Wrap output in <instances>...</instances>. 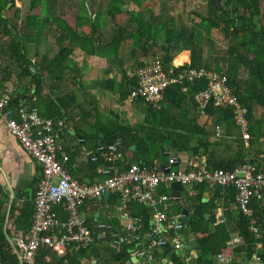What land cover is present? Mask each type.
Here are the masks:
<instances>
[{
    "label": "trees",
    "instance_id": "obj_1",
    "mask_svg": "<svg viewBox=\"0 0 264 264\" xmlns=\"http://www.w3.org/2000/svg\"><path fill=\"white\" fill-rule=\"evenodd\" d=\"M14 1L0 0V56L7 61L0 69V91L3 88L10 89V105L24 103L43 117L69 116L70 105L75 101L74 94L71 92L62 94L56 98V102L51 99L45 100L38 94L42 73L64 74L63 72L67 70L65 61L74 48H79L86 55L99 56L101 50L106 51L101 56H105L106 61L110 63L119 58L120 47L128 44L127 59L131 60L133 68L140 65L142 58H158L164 71L171 69L172 72H177L187 67L222 71L226 76L227 85L245 108L246 123L253 118L256 107L260 108L264 115V9L260 10V3L264 5V0H201L203 12L192 10L191 13L196 16L197 22H194L191 28L182 23L177 24V17L172 13L160 20V13L154 14L152 8L144 4L146 0H105L103 12L112 22L113 29L109 39L103 44L99 42L96 34V15L93 13L74 14V24L71 27L60 16L54 17L52 11L50 13L49 8L43 5V0H19L26 3L24 13H20L19 7L14 6ZM126 2H131L137 9L134 11L122 9ZM5 9L12 10L13 20L4 16L2 10ZM34 9L38 11L32 12ZM118 16H123V19L116 20ZM46 29H50L54 34L56 52L48 58L45 54L38 56L35 51L33 53L35 59L32 61L27 55V45L37 44ZM200 30L206 34L214 30L221 35L226 42L223 56L212 58L203 56L198 44ZM155 46L159 50L158 57L152 50ZM182 50H188L189 61L173 66L174 55ZM180 56L186 59V52H180ZM221 61L224 63L223 69L219 67ZM119 73L121 81L116 93L118 103H122L128 97L134 82L126 76L124 69ZM32 85L35 98L30 101L31 98L28 99L24 95ZM182 87H185V91H181ZM204 87V79L182 81L168 85L162 91L161 99L154 104L133 99L144 106L141 121L134 125L123 123L116 118L102 122L98 117L96 106H92L90 109L95 117L94 122L90 124L92 132H84L77 126L73 127V132L82 135L83 143L88 142L92 150L97 146L98 133L102 134L103 148L117 141L122 153V159L116 164L119 169L132 163L148 169L154 168V163L159 164L157 167H160L166 161V157L160 156L159 146H165L163 152L168 151L170 155L186 153L192 159L202 156L209 168L230 170L245 161L264 172V152L256 151L249 157L243 149L241 137L236 142L231 155L218 157L215 153L214 147L220 143L209 140L210 130L206 128L204 122L196 121L197 113H191V109L198 111L192 102V94ZM65 98L68 100L65 101ZM25 100L29 103L25 104ZM82 111L86 113L90 110ZM202 114L207 119L213 118V125L232 121L229 108H213L209 105ZM258 128H256L257 133ZM247 131L248 148L252 130L247 127ZM71 137L75 140L73 136ZM62 151L66 156L64 165L71 172L67 165L75 163L80 146L75 141L72 147L62 148ZM258 153H263V158H258ZM94 162L96 166L105 165L101 155L96 156ZM77 167L87 173L85 177L88 178V183L93 182L95 178L103 177L96 169L86 170L81 165ZM72 175L81 182V177ZM38 179L39 176L30 180L29 196L22 199L18 205L14 204V198L8 201L7 195L0 197V264H17L5 235L25 236L30 225L32 198ZM166 187L168 188L159 185L158 193L166 194ZM208 189H212V193L207 198H203V193ZM168 190L170 191L169 188ZM191 190V194L184 192V202L190 207L188 223L182 224V228L177 231L167 227V223H163L164 230L151 234L147 245H144L142 237H145L144 235L152 228V211L149 207L131 200L126 204L135 226V230L130 235H127L125 229L126 221L117 217L110 218L111 225L121 232L120 235H116L118 243L115 247L109 244L104 247L97 246L96 243L100 241L97 236L99 232H105L104 240L110 241L114 236L111 235L110 228L96 227L95 222L85 220L86 226L94 235L91 244L63 256L40 247L36 252L34 264H125L130 262L131 252L138 249L148 250L154 261L162 257L165 252L178 262L169 247V239L178 234L181 240L187 242L186 236L189 232L193 233L197 243L196 254L191 264H244L242 261H247L252 256L260 261L258 264H264V201L260 197L251 198L249 205L252 214L246 216L235 204V190L231 185L209 186L202 182L193 185ZM88 200L95 202L91 208L93 211L102 202V199L97 198ZM104 202L109 206L117 205V192L109 191ZM177 202L174 201L171 211L168 207L164 209L166 219L179 213L181 205ZM217 207L222 211L220 222H216ZM55 210L60 219L65 217L59 206H56ZM248 226L255 227L257 233L249 230ZM232 232H235L238 238L229 250V255L232 257L227 262L216 261L215 256L224 253ZM158 240L164 243L152 244Z\"/></svg>",
    "mask_w": 264,
    "mask_h": 264
},
{
    "label": "built area",
    "instance_id": "obj_2",
    "mask_svg": "<svg viewBox=\"0 0 264 264\" xmlns=\"http://www.w3.org/2000/svg\"><path fill=\"white\" fill-rule=\"evenodd\" d=\"M126 76L134 82L128 98L150 104L158 102L162 91L170 84L204 79L205 87L192 94L196 109L203 113L209 105L213 108H229L233 123L239 127L243 146H247L249 134L246 111L227 85L226 76L222 71L189 67L177 72H172L171 69L164 71L158 58H142L140 65L126 70ZM181 91H185V87H182ZM9 94V88L0 91V117L4 120L7 131L40 169L32 198L30 225L25 236L5 235L17 264H34L36 252L40 247L63 256L91 244L94 235L86 226L85 220L80 217L79 208L84 200L100 197L106 191L113 190L118 194L116 211L121 220L126 221L127 235L135 230L134 220L130 218L126 208V204L131 200L149 207L155 222L160 224L168 221L164 209L172 196L158 193L159 185L169 186L172 182H178L190 191L193 185L202 182L209 186L231 185L235 190V204L246 216L252 214L249 205L251 198L260 197L264 201V172L248 162H240L234 168L225 170L207 167L202 158L197 162H187L184 168L174 169L172 166L177 164L178 160L175 156H168L160 167L148 169L132 163L119 169L116 164L121 160L122 153L117 141L104 148L102 145L95 148L105 161V165L100 169L103 177L91 183L78 182L66 169V156L57 142L64 119L40 116L34 108L24 104L10 105ZM221 134L220 126L214 125V138H220ZM7 198L9 201L12 199L11 196ZM56 206L65 213L64 218H59ZM178 216L179 214L172 218L166 226L175 231L182 228V224L176 219ZM96 227L100 225L96 224ZM164 228L159 229L152 225L151 230L144 236L160 233ZM248 229L257 233L253 226H248ZM117 243L115 237L108 244L115 247ZM163 243L161 240L152 242L155 245ZM171 243L174 249H179L182 246L180 235L175 234ZM133 256L141 259V264L154 262L151 253L145 249L135 250ZM216 257L222 262L228 260L222 254H217Z\"/></svg>",
    "mask_w": 264,
    "mask_h": 264
},
{
    "label": "crops",
    "instance_id": "obj_3",
    "mask_svg": "<svg viewBox=\"0 0 264 264\" xmlns=\"http://www.w3.org/2000/svg\"><path fill=\"white\" fill-rule=\"evenodd\" d=\"M59 16L61 18L65 19V21L67 22V24L69 26L73 27L74 21L69 22V20L67 18L62 17V15H59ZM54 17H57V16L54 15ZM73 17L74 16H70V18H72V20H73ZM96 29H97L96 34H97V37L99 39V42L101 44L105 43L109 39V35H108V37H106L107 40H106V38L103 39V38L99 37L100 30H99L98 25H96ZM182 51H185L187 53V60L183 61V62L179 61L178 63H176L174 65H180L183 63H187L189 61L188 50H182ZM105 52L101 50L99 52V56L98 55H86L79 48H74L71 51V53L69 54L72 56V58L70 60L73 62L72 76H68L67 72H64V74L61 76L57 75V74L46 75L45 73H42L43 77H42V81L40 82V91L38 93L39 96H41L45 100L51 99L53 102H56L55 100L58 96H61L62 94H67V92H71L75 96V101L72 105H70V108H69V113H68L69 116H67V117L62 116V118L64 119V125L62 126V128L58 132L57 142L61 145V147L63 149L72 147L75 144V141L79 144L77 138L75 137V134H77V133L73 132V127L77 126L78 128H80V130H82V131H84V130L81 129V127L78 125V122H85L88 124V126H90V124H92L94 122V120H95V117L93 115L94 113H93L92 109H90V108H92V103L89 102L91 100L90 96H93L91 94H97L98 95L97 96L98 101L103 97L104 93L105 94H108V93L112 94L113 93L114 96L117 98L116 92H117V88H119L120 81H121L119 72L121 69H124L125 71L128 70L127 65L125 64V59L123 56H121V54L120 55L118 54L119 58L114 59L113 62L111 61L112 63L107 62L105 59V56H101ZM69 55H68V58H69ZM124 56H125V54H124ZM68 58L66 59V61L68 60ZM139 58H141V57H139ZM173 59H174V57H173ZM179 60H185V57L179 56ZM66 61H65V63H66ZM174 63H175V61H174ZM77 80H78V82H77ZM80 80L81 81L84 80V81L81 83ZM83 83H85V84H83ZM66 84L70 85L68 87V90L64 89ZM33 88H34V86L32 85L31 88H29V90L24 95L28 99L31 98L30 101H33L35 98V96L33 94ZM67 100H68V98H65V101H67ZM25 101H26L25 104L29 103L27 100H25ZM127 101L130 103L137 102L135 100H130L127 97L122 103H118V104H120L119 106L122 108V110H120V109L119 110L108 109L106 112H103L102 110H100L99 108L96 107L98 110V113H99V115H98L99 119L102 122H106V121L112 120L114 118L120 120L122 115H124L125 116L124 119H126L128 121L130 120V122H134L135 124H137L139 121H141L143 114H138L136 112L133 113L130 110L129 111L123 110V107L127 103ZM97 106H100V104L97 103ZM80 108L81 109L85 108L84 110L88 109V111L89 110L90 111L85 113L84 111H82L83 109L80 110ZM116 111H118V112L122 111V112H120V114L121 113H123V114L121 116H119ZM43 112L45 113L44 107H43ZM102 117H104L105 120H102ZM134 120H136V121H134ZM68 121L70 123V126L67 124ZM89 132H92V129ZM78 135H80V134H78ZM71 136H73L75 140H73V138ZM62 137H64V139H65L64 142L60 141V139ZM81 144L86 146L92 152L95 151V150L91 149L88 142L83 143V138H82ZM81 144H79L80 152H79L77 158L75 159V163L71 164L70 166L67 165V167L71 170V172L69 170H68V172L70 173V175L72 177H73L72 174H74L76 177H81V182L88 183L89 180L87 177H85L87 175V173L84 170H82V168L77 167V165H81L78 163V160L80 158H82V156H83ZM219 146L221 147V149L228 150V148H229V150H231V147L227 143H221ZM219 150H218V146L214 147V151L218 155V157L221 156L219 154ZM232 151H231V153H232ZM64 152H63V154H64ZM178 154H180V155L184 154V155L180 157V155H178ZM169 156H175V158L178 160V163L174 164L172 166V168H174V169L184 168L185 165L187 164V162L193 161V160H195L197 162L198 160L200 161L203 158L201 156L198 158L194 157L195 159L194 158L192 159V157L188 156V154H186V153H177L176 155H170L169 154ZM249 157H251V156L249 155ZM257 157L263 158V153H258ZM154 165H155L154 168H156L159 164L157 165V163H154ZM81 166L86 170H93V169H88L83 165H81ZM101 168H102V165L96 166V164H95L94 169H96V171L98 172L99 175H102L100 172ZM39 174H40V169H39L38 165L32 160V158H30V156L28 154H26V152L20 147L18 142L7 131V129L5 127L4 120L0 117V187L2 188L1 197L4 194L7 195V197L11 196L12 198H14V202H15L14 204H17V205L20 204L22 199L27 198L29 196V191H30L29 182H30V180L33 177H38ZM98 179H101V177L95 178V179H93V181L94 180L96 181ZM168 188L170 189V191L168 190ZM168 188L166 190V194L170 197L172 196L173 198L171 197L172 199L171 198L169 199L166 207H168V210L171 211L174 207V201L175 200L178 201L177 203L181 205V208L184 205H187L188 206V208H187V212H188L187 219H188V215L190 213V209H189L190 207H189L188 203L184 202V192L186 191L188 194H191L192 191H190L188 189V187H185V189L179 191L178 196H176V194L172 191V189L169 186H168ZM211 193H212V189H208V191L203 193V198H207L209 196V194H211ZM98 200H100V199H98ZM104 200L105 199H102V202L99 204L98 208L101 207L103 204H106L104 202ZM94 203H95L94 200H88V199L84 200V202L82 203V205L79 208V214H80V217H82L84 220H88L90 222H95L97 224V220H96V217L94 214L98 208L94 211L91 209L93 207ZM106 205L108 206V213L106 214V220L110 221V218L113 217V213L116 215L118 214L116 211L117 205H114V208H113V206H109L108 204H106ZM221 212H222L221 208L217 207L216 213H215L216 222L220 221L219 219H222L221 218ZM179 213H180V211H179ZM217 216H219V217H217ZM174 217H171V218H174ZM171 218L167 219L168 220L167 222H162L159 224L153 220L154 217L152 216L151 222H152V225L158 227L159 229H162V227L164 228L163 223H168L169 221H171ZM231 225L234 226L233 224H231ZM112 228L116 229L114 226H112ZM110 233L112 236H114V238L116 237L115 234H112V232H110ZM104 235H105L104 231H101L98 233L97 236L99 237L100 241H108L107 239H105V240L103 239ZM164 239L166 240V236L164 237ZM237 239L238 238H237L235 232H232L230 235V239L227 242L226 249L224 250V253L222 252V255L228 259L227 261H229V259L232 257L229 255V250L234 245V243L237 241ZM109 242L110 241H108V243ZM168 243H169V247L171 249V252L178 259V262L180 264H191V260L194 258L195 254H193L192 249L189 246H187L188 241L184 242L183 240H181L182 246L179 249H174L172 247L171 239H169ZM134 251L131 252L130 262L125 263V264H141V262H142L141 259H139L135 256H134L135 258H133ZM181 251H183V254H181ZM157 259L160 260V264H178V262L176 260H174V257H171L170 254H168V253H165V254L163 253L162 257L157 258ZM215 260L218 261L219 259L215 256ZM227 261H224V262H227ZM242 262L244 264H258L259 263V261H257L255 256H252L247 261L243 260Z\"/></svg>",
    "mask_w": 264,
    "mask_h": 264
},
{
    "label": "rangeland",
    "instance_id": "obj_4",
    "mask_svg": "<svg viewBox=\"0 0 264 264\" xmlns=\"http://www.w3.org/2000/svg\"><path fill=\"white\" fill-rule=\"evenodd\" d=\"M81 0H43V5L49 8L50 13L52 11V14L55 16L62 15V17L67 18L69 22H72V18L70 16H73L74 14H81L84 15L87 13H93V15H96L95 23L99 27V37L106 38L108 35H110L113 24L109 20L108 16L104 14V4L105 0H84L82 3ZM144 4L150 8H152L154 14L160 13V20H163L166 18L170 13L174 14L175 17H177V24H183L187 27L192 26L194 22H197L196 16H194L191 12L192 10L203 12V4L201 0H146ZM14 6L19 7L20 13H24L26 11V3L20 2L19 0L14 1ZM122 9L125 10H136L137 8L132 4L131 2H126V4L122 7ZM264 5L261 2L260 3V10L263 11ZM38 10L34 9L32 12L36 13ZM2 13L4 16H8L9 18L12 17V10L6 11L2 10ZM3 16V15H1ZM123 16H118V19L122 20ZM13 20V18H11ZM45 32V33H44ZM39 39L37 44H28L27 45V55L31 57V60L33 61L35 58H33V53L36 51L37 55L40 56L42 54L47 55V57H51L56 52V44L54 42V34L50 29H46L44 31ZM107 40V38H106ZM198 44L201 48L203 56H210L211 58L214 56H223L224 49L226 42L224 39H222L221 35L214 30H211L208 34H206L204 31L200 30V35L198 37ZM155 53V55L159 56V50L155 46L152 49ZM128 44H125L123 47H120L119 55L124 57L125 64L127 65V69L130 70L133 65L131 64L130 59H126L128 56ZM184 52V51H180ZM180 52L176 53L174 55V59L172 60L173 64L178 63L179 61H186L187 60V53H186V59L185 60H179ZM125 54V56H124ZM178 54V55H177ZM37 57V56H36ZM139 57V56H138ZM68 58V57H67ZM72 58L71 55H69L68 60L65 63V66L67 67V70L65 72L68 73V76H72V70H73V62L70 60ZM175 61V63H174ZM7 61L0 56V69L5 65ZM220 69H223L224 63L221 61L219 63ZM64 73V72H63ZM59 75V74H57ZM63 74H60V76ZM81 81V80H80ZM84 81V80H83ZM81 81V83L83 82ZM68 82V81H67ZM78 82V80H77ZM85 84V83H83ZM70 85L66 84L64 89L68 90V87ZM93 96H90L91 100L89 102L92 103V106H96L103 112H106L108 109L111 110H122V108L118 104L117 98L112 93H108L103 95V97L98 101L97 94H91ZM98 101V102H97ZM97 103L100 104V106H97ZM85 109V108H83ZM123 110L125 111H131L133 113L143 114L144 113V106L140 102H134L130 103L127 101V103L124 105ZM255 113H253V118L249 122L246 123L249 130H252L251 133V143L250 146L247 148V146H243L244 150L249 154L253 155L256 151L264 152V115H262L261 109L256 107ZM119 116H121L123 113L120 114V112L116 111ZM192 114H196V121L198 123H205L206 128L210 130V136L209 140L211 141H217L220 144L221 143H227L231 147V150H225L221 149V147L218 145L219 154L220 157H226L228 155H231V151L235 149L236 142L239 141L240 138V130L237 125L233 123V121L230 122H224L220 123V129L222 130V136L220 138H214L213 136V124L214 119L213 118H206L204 114L200 112H196L193 109H191ZM123 117V118H122ZM120 121L123 123H129L131 125H134V122H130V120L124 119L125 116L122 115ZM139 118V117H138ZM137 118V119H138ZM109 119V118H108ZM102 120H105L104 117H102ZM136 121V120H134ZM139 121V120H138ZM258 121V122H256ZM67 124L70 126L69 121ZM78 125L83 129L85 132H89L90 126H88L85 122H78ZM258 128V133L256 131V128ZM66 136V135H65ZM61 142H64L65 139L62 137L60 139ZM246 148V149H245ZM180 155V154H178ZM184 154L180 155L183 156ZM99 247H104L108 245V241H99L96 243Z\"/></svg>",
    "mask_w": 264,
    "mask_h": 264
},
{
    "label": "water",
    "instance_id": "obj_5",
    "mask_svg": "<svg viewBox=\"0 0 264 264\" xmlns=\"http://www.w3.org/2000/svg\"><path fill=\"white\" fill-rule=\"evenodd\" d=\"M75 137L77 138L79 144H81L82 143V136L78 135V134H75ZM101 137H102V134L98 133V138L99 139L97 141V146L101 145ZM81 149H82V152H83V156H82V158H80L78 160V163L83 165V166H85L88 169H94L95 168V162H94V160H92V158H95L96 156H98L99 152L97 150L92 152L86 146H84L82 144H81ZM130 149H132V146H130ZM165 149H166L165 146H159L160 156L167 158L169 153H168V151L163 152V150H165ZM166 171L167 170H165V172ZM169 187L176 194V196H178V192L179 191L185 189V187L183 185H181L180 183H178V182L170 183ZM1 195H2V188L0 187V197H1ZM107 195H108V192L106 191L100 197H97V199H106ZM113 208H114V206H113ZM187 208H188V206L184 205L181 208V210H180L179 216L176 218L177 221L180 222L181 224L188 223ZM107 213H108V206L106 204H103L101 207H99L96 210L94 215L96 217L97 224L100 225V227L110 228L112 234L120 235L121 232H117L116 229L112 228L110 221L106 220V214ZM113 217H117L118 219L121 220V218L119 216H117L116 214H114V213H113ZM150 236L151 235L142 237V241H143L144 245H147L148 241L150 240V238H149ZM186 238L188 240L187 246H189L192 249L193 254H196L197 243H196V240L194 239L193 233L189 232L187 234ZM164 254H165V252H164ZM181 254H183V251H181ZM133 258H135V257L133 256ZM154 263L155 264H160V260L159 259H155Z\"/></svg>",
    "mask_w": 264,
    "mask_h": 264
}]
</instances>
